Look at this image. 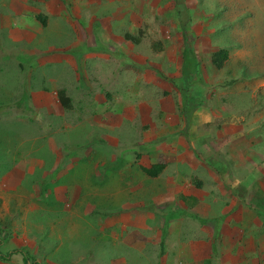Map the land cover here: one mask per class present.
<instances>
[{
	"label": "rangeland",
	"instance_id": "1",
	"mask_svg": "<svg viewBox=\"0 0 264 264\" xmlns=\"http://www.w3.org/2000/svg\"><path fill=\"white\" fill-rule=\"evenodd\" d=\"M14 1L12 15L0 0L7 24L32 21L38 0ZM100 1L93 26L110 20V34L137 41L106 44L122 51L116 63L65 42L17 52L0 30V264H264V0H183L189 83L174 0ZM125 57L143 68L115 83ZM158 160L149 179L141 167Z\"/></svg>",
	"mask_w": 264,
	"mask_h": 264
},
{
	"label": "crops",
	"instance_id": "2",
	"mask_svg": "<svg viewBox=\"0 0 264 264\" xmlns=\"http://www.w3.org/2000/svg\"><path fill=\"white\" fill-rule=\"evenodd\" d=\"M58 1V0H57ZM79 1V2H78ZM97 2H101L100 0H96ZM38 0V7L32 9V21L25 19V15H22L21 18L18 16L15 18V22L12 25H8L9 23V13L8 11L14 15L18 12L20 13L21 6L12 0L11 4H6L7 13L0 15V30L5 27L7 30L3 33V39L6 38V42H17L21 43L17 52L21 51L24 53L26 49L30 47H34L38 45L41 50L51 52L55 51L58 48L59 44L65 42V48L68 46L75 48H80L82 53H93L92 55H96L99 59L104 56L106 62H108L109 58L112 56V62L116 63V60L123 59L124 57L120 54L122 52L120 49L113 48L111 50H105V46L110 41H113L119 48L126 49L133 48L134 45H137V41L129 42L125 39H120L108 32V26L110 25V20H104V18H99L98 21L100 23H96L95 25L99 26L98 32V40H100L97 45L93 39V22L96 20V10L93 9L92 5L89 4V0H76L75 3H72L71 0H60L56 6L48 5L47 3L41 5ZM68 5V10L65 6ZM82 6L84 8H88V13L85 11L83 14L79 12L78 8ZM30 16V15H29ZM37 17L44 18V25L42 26ZM50 18H55L57 21L67 20L66 24L69 23V28H58V23L56 21L50 22ZM18 20V21H17ZM17 21V22H16ZM104 21V22H103ZM11 27V28H10ZM1 35V34H0ZM59 43V44H58ZM123 44V45H122ZM134 44V45H133ZM135 47V46H134ZM62 49V48H60ZM86 56V55H85ZM85 57H83L84 60ZM95 58V57H92ZM126 61L123 67L122 76L120 77L119 84L123 83H133L134 80L128 79L127 77L131 74L133 75L135 71L141 72L140 68H143L142 65L129 62L125 57ZM116 66L119 67L117 63ZM115 66V69H116ZM3 66H0V70ZM8 68V67H7ZM84 68V67H83ZM115 69L110 70L111 73H114ZM131 71V72H130ZM144 72V71H143ZM116 75V74H115ZM115 75H110L115 77ZM13 76H15V82H12L13 87H16L18 90V77L17 72L13 71ZM118 77V76H117ZM116 77V78H117ZM114 82V80H111ZM4 113V112H1ZM157 162H162L158 160ZM165 168V167H164ZM163 168V170H164ZM162 170V171H163ZM161 171V173H162ZM147 176V175H145ZM148 177V176H147ZM157 177V176H156ZM156 177H148L156 178ZM200 187V186H199ZM187 200H191V205H196L198 199L194 196H189ZM248 232V231H247Z\"/></svg>",
	"mask_w": 264,
	"mask_h": 264
},
{
	"label": "trees",
	"instance_id": "3",
	"mask_svg": "<svg viewBox=\"0 0 264 264\" xmlns=\"http://www.w3.org/2000/svg\"><path fill=\"white\" fill-rule=\"evenodd\" d=\"M173 10L175 12L176 20H177L178 26L180 28V31L182 33V36H183L184 57L187 56V61L183 62V64H182L183 71L181 72V74L183 75V77L185 79H189V81H188V83H189L191 79H196V78H194V76H196L195 74L197 73L196 65L194 67L195 58L193 56V51H192V49H193L192 44L193 43H192L191 39H188V37H190L188 31L186 32V30H187L186 26L188 24L190 10L185 7L183 0H174ZM37 19L39 20V22L43 26L44 25V21H43L44 18L37 17ZM124 37H125V40L131 41V42L135 41L134 37L130 36L129 34L124 35ZM153 49L155 51L159 50L158 47H156V46H153ZM209 59H210L211 66L215 70H219L222 67L223 63L227 59V53L225 50L220 49L216 52L211 53ZM185 90H186V88L184 87V85L183 84H182V86L180 85V93L182 95L183 101H187V96H186V94H184ZM56 99H57V101H58V103L62 109H64V110H70L71 109L70 98L66 95L64 89H59L56 91ZM163 168H164V163L158 162V163L151 165L149 167L141 168V171L145 175H147L148 177H156L161 173ZM0 245H1V240H0ZM9 256H10L9 252H7L6 255L0 254V259L6 260L7 257H9ZM25 262H26V259L24 258V263Z\"/></svg>",
	"mask_w": 264,
	"mask_h": 264
},
{
	"label": "clouds",
	"instance_id": "4",
	"mask_svg": "<svg viewBox=\"0 0 264 264\" xmlns=\"http://www.w3.org/2000/svg\"><path fill=\"white\" fill-rule=\"evenodd\" d=\"M130 36H132V35H130ZM210 58V57H209ZM209 62H210V59H209ZM211 65V64H210ZM212 67V66H211ZM213 68V67H212ZM214 69V68H213ZM183 71V68L181 69V71L180 72H182ZM161 161V160H160ZM156 163H158V162H155L154 164H156ZM162 163H164L163 161H162ZM154 164H152V165H154ZM149 166H151V165H149ZM148 166V167H149ZM164 167H165V163H164ZM141 168H143V167H141ZM142 172V171H141ZM143 173V172H142ZM144 174V173H143ZM161 174V173H160ZM159 174V175H160ZM145 175V174H144ZM196 185H197V187H199V183H196ZM189 196H181L180 197V200L182 201V202H184V203H186V202H188V200H187V198H188Z\"/></svg>",
	"mask_w": 264,
	"mask_h": 264
}]
</instances>
